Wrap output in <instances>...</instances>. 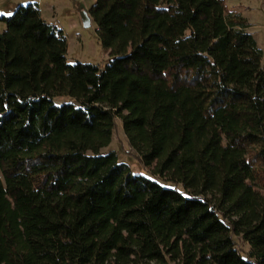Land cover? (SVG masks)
<instances>
[{
    "label": "trees",
    "instance_id": "trees-1",
    "mask_svg": "<svg viewBox=\"0 0 264 264\" xmlns=\"http://www.w3.org/2000/svg\"><path fill=\"white\" fill-rule=\"evenodd\" d=\"M89 7L102 69L68 64L34 3L0 14V264H264V64L247 18L223 0ZM118 118L148 176L100 152Z\"/></svg>",
    "mask_w": 264,
    "mask_h": 264
},
{
    "label": "rangeland",
    "instance_id": "rangeland-1",
    "mask_svg": "<svg viewBox=\"0 0 264 264\" xmlns=\"http://www.w3.org/2000/svg\"><path fill=\"white\" fill-rule=\"evenodd\" d=\"M95 0H0V14L8 15L18 4L27 5L34 3L41 13V18L46 22L60 27L66 36V62L90 63L102 69L108 58V51L102 48L98 36L95 33V23L83 26L80 19V11L88 10ZM227 7L245 16L249 22L246 30L252 33L263 51L262 64H264V0H223ZM4 25L0 23V32ZM63 97L57 98L61 100ZM117 120V128L112 133L111 141L100 149L101 153L115 150L118 161L128 163L133 173L148 176V169L144 167L140 159L127 145V139L121 127V120ZM180 189V186L178 185ZM234 242L242 256H246L249 245L239 236L234 237ZM149 264H153L152 262ZM166 264H176L168 261Z\"/></svg>",
    "mask_w": 264,
    "mask_h": 264
},
{
    "label": "water",
    "instance_id": "water-1",
    "mask_svg": "<svg viewBox=\"0 0 264 264\" xmlns=\"http://www.w3.org/2000/svg\"><path fill=\"white\" fill-rule=\"evenodd\" d=\"M80 19L83 23V26H85V27L91 24V21H90L91 16H90L89 11L87 9L80 11Z\"/></svg>",
    "mask_w": 264,
    "mask_h": 264
},
{
    "label": "snow or ice",
    "instance_id": "snow-or-ice-1",
    "mask_svg": "<svg viewBox=\"0 0 264 264\" xmlns=\"http://www.w3.org/2000/svg\"><path fill=\"white\" fill-rule=\"evenodd\" d=\"M8 15H11L10 13H8Z\"/></svg>",
    "mask_w": 264,
    "mask_h": 264
}]
</instances>
